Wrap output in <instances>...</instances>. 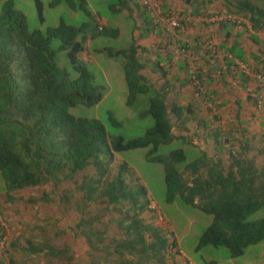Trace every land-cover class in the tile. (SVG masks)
<instances>
[{
	"label": "trees",
	"instance_id": "obj_1",
	"mask_svg": "<svg viewBox=\"0 0 264 264\" xmlns=\"http://www.w3.org/2000/svg\"><path fill=\"white\" fill-rule=\"evenodd\" d=\"M63 1L71 9L82 10L92 17L86 0H53L50 7ZM185 1L191 5L199 0ZM235 1V7L241 6V10L253 15L254 29L264 28V0H238L239 4ZM15 2L0 0V172L9 199H13L16 191L48 184L58 188L67 181H76L75 190H67L61 202L67 210L74 209L80 214L70 230L87 249L89 260L83 264H179L176 259L182 253L177 240L155 218H146V214L152 213L153 217L157 211L152 208L146 187L139 184L140 178L129 179L130 165L121 163L118 173L111 178L117 154L149 148L147 159L163 165L167 201L180 199L213 218L200 238L199 249L225 247L232 258H238L249 247L264 242V218L248 221L264 208V164H259L264 150H258L251 158L254 151L250 150L256 146L243 145L240 151L231 152L229 164L209 157L204 151L187 163L182 148L166 156L158 155L161 146L178 139L173 131L174 121H181L186 111L170 109L166 86L155 89L143 73L151 61L143 56L147 50L137 46V42L151 34L177 33L186 28L189 23L181 13L161 5L163 16L176 14L182 19V28L170 30L155 22L148 8L137 0L143 23L141 27L134 24L130 47L100 50L109 58L123 59L128 106H134L139 96L153 93L145 114L153 117L155 125L143 137L126 141L123 136L112 135L98 119L76 118L71 114L79 105L93 107L104 99V88L96 84V77L83 57L89 54L90 41L102 36L119 38L120 29L102 22L75 26L62 20L46 32L31 31L27 17L16 10ZM36 6L44 21L42 0H36ZM125 10H130L129 3L120 0L112 12L123 14ZM56 41H59L57 48ZM62 52L78 72L77 78H71L70 72L59 66L57 57ZM161 64L159 55L154 66L165 72L167 68ZM197 86L201 89L200 82H196ZM254 101L257 111L264 116ZM110 119L114 125H120L113 116ZM221 133L214 137L219 142ZM87 171L92 173L84 174L81 183L76 180ZM46 196L43 200L48 202ZM100 206H104L103 212L116 214L104 226L102 214H95ZM24 250L53 261L82 264L70 248L59 249L49 242L29 241Z\"/></svg>",
	"mask_w": 264,
	"mask_h": 264
},
{
	"label": "rangeland",
	"instance_id": "obj_2",
	"mask_svg": "<svg viewBox=\"0 0 264 264\" xmlns=\"http://www.w3.org/2000/svg\"><path fill=\"white\" fill-rule=\"evenodd\" d=\"M53 0H42L44 3V21H41L36 6V0H16L15 8L22 12L28 21L31 31L41 30L46 32L49 28L57 27L62 20L67 24L80 26L85 22L120 28L119 38L102 36L88 44L89 54L84 55L85 63L96 77V84L104 88V99L96 106L88 107L79 105L71 110L76 118L98 119L103 122L112 135L123 136L126 141L143 137L146 132L155 125L153 117L145 114L149 108V99L153 95L139 96L134 106H128V87L123 70V59L109 58L100 50L112 48L114 50L127 49L132 42V32L136 20H127L124 14L112 12L120 0H86V7L90 17L82 10H73L63 1L57 7H50ZM130 6L134 8L133 3ZM2 5H0V12ZM59 41L55 42V48ZM61 68L70 72L71 78H77L78 72L73 69L65 52L57 57ZM113 116L120 125H114L110 119ZM184 149L187 155V163L195 160L201 153V147H196L189 139L176 140L172 144L161 146L158 155L166 156L176 149ZM149 148L129 150L117 154L111 173V178L118 173V167L126 162L131 167V178H140L139 184L146 187L155 207L165 222L160 225L177 240L182 256L178 258L183 264L189 260L192 264H264V242L249 247L245 254L238 258H232L225 247L206 246L198 248L203 232L211 225L212 216L192 208L180 199L175 202L167 201V188L163 165L150 162L146 155ZM227 154V153H226ZM250 155H253L251 153ZM224 157V155H223ZM264 158L259 159V164H264ZM229 164V159L225 158ZM83 172L76 180L81 183ZM135 176V177H134ZM76 181H67L56 188L53 184L16 191L12 194V200L8 198L5 190V179L0 172V264H67L66 260L53 261L49 257L30 255L24 248L29 241L37 244L49 242L59 249L70 248L82 264L87 262V249L82 240H77L70 230L75 226L80 214L74 210H67L61 202V196L66 191H74ZM49 201L43 200V197ZM78 195V194H77ZM104 206L96 209L95 214H102V225H107L115 213L103 212ZM152 214V213H150ZM146 214L148 220L156 219ZM264 218V208L251 215L248 221ZM158 221V219H156ZM115 233V228L112 227ZM174 264V262H172Z\"/></svg>",
	"mask_w": 264,
	"mask_h": 264
},
{
	"label": "crops",
	"instance_id": "obj_3",
	"mask_svg": "<svg viewBox=\"0 0 264 264\" xmlns=\"http://www.w3.org/2000/svg\"><path fill=\"white\" fill-rule=\"evenodd\" d=\"M126 1L130 10L123 11L125 19L136 20L141 27L137 0ZM153 1L177 10L189 23L177 33L151 34L137 42L151 61L143 73L155 89L166 86L170 109L186 111L182 122L174 121L177 140L189 139L214 159H229L231 152L251 144L256 149L249 157L254 158L264 150V116L247 90L255 83L242 71L246 67L264 74V28L254 29L253 15L235 7V0H199L191 5L185 0ZM159 55L165 72L154 66ZM218 132L220 142L214 138Z\"/></svg>",
	"mask_w": 264,
	"mask_h": 264
},
{
	"label": "built area",
	"instance_id": "obj_4",
	"mask_svg": "<svg viewBox=\"0 0 264 264\" xmlns=\"http://www.w3.org/2000/svg\"><path fill=\"white\" fill-rule=\"evenodd\" d=\"M142 4L148 8L149 12L153 16L155 22L165 25L170 30H176L182 28L181 17L174 14L171 16H163L161 10V4L153 0H141ZM243 73L248 77H251L254 81V86L248 87L250 96L256 100L260 111H264V74L263 73H252L248 68L244 67ZM260 88V89H259Z\"/></svg>",
	"mask_w": 264,
	"mask_h": 264
},
{
	"label": "clouds",
	"instance_id": "obj_5",
	"mask_svg": "<svg viewBox=\"0 0 264 264\" xmlns=\"http://www.w3.org/2000/svg\"><path fill=\"white\" fill-rule=\"evenodd\" d=\"M138 1H141V0H138ZM152 208H154V209L157 211V209H156L155 207H152ZM156 214H157V216H158V217H156V219H158L157 222L160 223V221H161V222L164 223L165 220L163 219V217L161 216V214H159L158 211L156 212ZM150 215H151V214H150Z\"/></svg>",
	"mask_w": 264,
	"mask_h": 264
}]
</instances>
